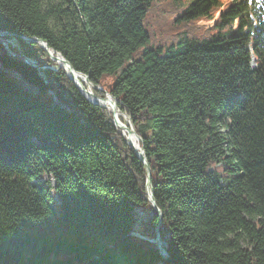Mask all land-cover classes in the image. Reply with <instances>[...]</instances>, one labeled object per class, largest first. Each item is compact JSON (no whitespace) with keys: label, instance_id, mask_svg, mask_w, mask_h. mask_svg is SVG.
<instances>
[{"label":"trees","instance_id":"16d2710c","mask_svg":"<svg viewBox=\"0 0 264 264\" xmlns=\"http://www.w3.org/2000/svg\"><path fill=\"white\" fill-rule=\"evenodd\" d=\"M163 5L179 42L146 47ZM0 31L44 40L120 100L169 255L112 113L38 44L0 36V264H264L263 3L0 0Z\"/></svg>","mask_w":264,"mask_h":264},{"label":"water","instance_id":"95a60500","mask_svg":"<svg viewBox=\"0 0 264 264\" xmlns=\"http://www.w3.org/2000/svg\"><path fill=\"white\" fill-rule=\"evenodd\" d=\"M0 36L12 37V38H15L17 40H21V41H23L25 43H29V44H38L42 49H44L46 51V53L48 54L49 58L52 61L56 62L59 67H61L65 70V72H66L67 76L70 78V80H72L76 84V86L80 90V92L92 104L104 107L106 109H108V107H107L108 104L109 105H111V103L114 104V105H112V108H113L112 115H113L114 125L118 129L121 130V132H122L123 136L126 138L128 144L134 149L138 158L146 166V171H147L146 192L148 195L149 202L152 204L153 208L158 212V216L160 218V223H159V226H158L157 231H156V238L154 240H151V242L155 243L158 246L163 257L168 258L169 255H168L167 251L165 250V248L163 247L161 237H160V226H161L162 220H163V213L158 208V206L156 204V200L154 198L153 185H152V172L153 171H152V168L150 167V164H149L147 157L145 155L144 147L140 145V143L142 142V138L136 132V129L134 127V123H133L132 119L124 111H122L119 108L120 100H118L117 98L112 96L111 93H108L103 88H101L99 86H95L93 83H91L90 77L88 75H83L81 73H78L73 68V66L63 57V55L61 53L51 49L49 47V45L44 40H41V39L36 38V37L28 38V37L16 35L14 33L7 32V31H0ZM79 78H83V81L87 85V88L85 87V85H82ZM93 90L103 92L105 94V98L102 99V98L97 97L93 93ZM117 112H120L123 115V117H125L124 119L127 122V125L122 124L117 119V115H116ZM132 136H135L137 138V140L139 141L138 146H135L130 141V137H132ZM113 248H116V246L115 247H108V250L113 249ZM96 259H94V260H96Z\"/></svg>","mask_w":264,"mask_h":264},{"label":"rangeland","instance_id":"374dc122","mask_svg":"<svg viewBox=\"0 0 264 264\" xmlns=\"http://www.w3.org/2000/svg\"><path fill=\"white\" fill-rule=\"evenodd\" d=\"M161 1H163V0H161ZM164 1H166V0H164ZM166 11H167L166 6L163 5L159 10H157V8H155V10L153 12L149 13L148 19L146 21L147 25H145V26H146L149 34H150L151 41L146 47L152 48V47L158 46L162 42V40L164 38H166L164 35H168V38H169L168 44L169 43L177 44L179 42V38L176 37L178 31L175 29V28L179 27L178 24H175L173 26V30L171 32H167V31L160 32L161 29L167 28V25H165V24H169L171 22V19H167ZM162 23H164V24H162ZM158 24H161V26H159ZM213 24L214 23L211 21L210 22L209 21H201V22L195 23L192 27L195 29V34H198L199 37H202L203 35L208 34L210 32V30H212ZM2 37H4V36H2ZM9 40L13 44H16L15 38L11 37ZM140 54H141V52L138 53L137 56H140ZM252 67H255L254 63L252 65ZM109 82H111V81H109ZM23 88L32 94L36 93L35 89H31L27 85H23ZM124 122H126V121H124ZM136 235H140V234L136 233ZM148 240L151 241L154 239H148Z\"/></svg>","mask_w":264,"mask_h":264},{"label":"bare ground","instance_id":"6f19581e","mask_svg":"<svg viewBox=\"0 0 264 264\" xmlns=\"http://www.w3.org/2000/svg\"><path fill=\"white\" fill-rule=\"evenodd\" d=\"M81 79H82V80H81ZM79 80H80V82L82 83V85H86V84L84 83V81H83V78H79ZM112 105H114V104L111 103V105H109V104L107 105L108 110H109L111 113H112V110H113ZM116 115H117V119H118L122 124L127 125V122L124 123V122L122 121V119H124L125 117H123V115H122L120 112H117ZM124 120H125V119H124ZM130 141H131L135 146H138V145H139V141L137 140V138H136L135 136L130 137Z\"/></svg>","mask_w":264,"mask_h":264}]
</instances>
